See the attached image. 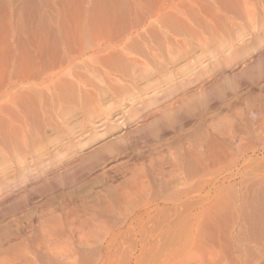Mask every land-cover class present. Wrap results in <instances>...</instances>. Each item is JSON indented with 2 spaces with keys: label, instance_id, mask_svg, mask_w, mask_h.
<instances>
[{
  "label": "rangeland",
  "instance_id": "obj_1",
  "mask_svg": "<svg viewBox=\"0 0 264 264\" xmlns=\"http://www.w3.org/2000/svg\"><path fill=\"white\" fill-rule=\"evenodd\" d=\"M108 43L146 65L121 103L75 63ZM234 193L264 250V0H0V264H193Z\"/></svg>",
  "mask_w": 264,
  "mask_h": 264
},
{
  "label": "bare ground",
  "instance_id": "obj_2",
  "mask_svg": "<svg viewBox=\"0 0 264 264\" xmlns=\"http://www.w3.org/2000/svg\"><path fill=\"white\" fill-rule=\"evenodd\" d=\"M244 4L245 3H243L242 6L246 7V5L244 6ZM128 50H129V45H124L120 47V49L118 50L112 47V44L108 43L102 46H98V48L96 47V50L92 51V53L89 55L87 59L82 58V61L79 60L81 62H79L78 59L76 58L77 60L75 61V63H78L77 66H81V67L83 65V68H85L84 66L89 67L88 65L89 63H92L90 65L111 64L114 68L111 71L112 77L108 78L110 80V82L108 83H111V85L107 84L108 87L106 89V93L108 91L111 92L110 95L112 97L115 96L114 97L115 102L121 103L123 99H127L129 97L128 91H131L129 89H131V87L136 88L135 86L132 85L139 83V80H142L144 78V76L136 75L134 74V72L129 71L128 69L142 67V66L146 67L144 62L139 60L140 57L139 53H135V55L130 56ZM118 56L119 57L123 56V60H121L122 57L120 58V60H118L117 58ZM71 69L69 68V70ZM77 72L79 71L77 70ZM72 73L73 72H71L70 74L66 73L68 75H62V77L60 75L59 76L55 75L56 77L55 76L54 77L56 78L55 80H57L58 83L59 82L64 83L66 85V88H68L67 86H70L71 90L77 94V97L79 99L81 98L82 102L87 103L89 105L85 111L89 112L88 114L90 117L88 121H90V119L92 118V114L97 113L99 111L103 112L102 111L103 101L106 100V96L104 97L105 90H103L100 86H96L91 81L84 82V80L82 81L78 77L73 78V76H70ZM55 80L53 79L54 81L53 85H56ZM50 81L49 83L51 84L52 82ZM49 83L48 82L43 83V85L47 84V86L44 85L47 91L49 89L48 88ZM58 85L56 86L58 87ZM63 86H61L60 88H62ZM68 91L70 90L68 89ZM105 112L103 114H106ZM234 194H233V199H230L229 201L230 203L226 205L227 207L225 206L223 212L222 213L220 212L221 216L224 217V221L222 222V224L219 222L220 220L217 221L216 218L204 220L202 217L204 213L202 212H200L197 215V221L196 224L194 225V234H193L194 235L193 237L194 253L192 256L193 264H260L262 258H264V250L262 248H258L259 247L258 242L260 240L262 241L263 239L258 235V216L254 215L255 213L257 214L258 212L257 210L256 212L254 210V213L252 212L254 218L252 216V213L251 215H247V211L245 213V208L248 206L246 205V207L244 208V206L242 205L243 203L242 197L238 194L237 195ZM231 197L232 196H230V198ZM203 203L204 200L201 199L191 202V204H194V206L195 205L197 206V204L202 205ZM216 213L220 215V213L218 212ZM216 213L213 214V216L216 215ZM205 216L208 217L207 215ZM250 216L254 219V221H250L251 220ZM208 218H211V215ZM178 258L179 257H174L172 258V260L167 261L165 264H176L175 261Z\"/></svg>",
  "mask_w": 264,
  "mask_h": 264
}]
</instances>
